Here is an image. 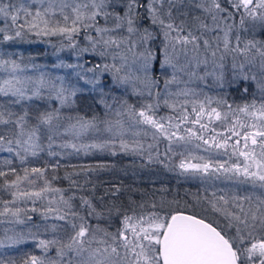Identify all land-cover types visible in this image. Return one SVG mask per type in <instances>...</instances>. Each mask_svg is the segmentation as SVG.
<instances>
[{"label":"snow or ice","instance_id":"obj_1","mask_svg":"<svg viewBox=\"0 0 264 264\" xmlns=\"http://www.w3.org/2000/svg\"><path fill=\"white\" fill-rule=\"evenodd\" d=\"M37 4L40 7H35ZM180 7L182 0H89L88 3L75 5L62 3L60 9L64 26H61L60 21L52 24L51 17L56 14L53 0H0V17L4 22V27H0V36L5 41L31 32L37 36H63L69 42L68 47L76 51L77 57L87 53L101 59L111 57V64H96L86 69V72H92L94 77L97 72L101 75L111 72L114 83L131 85L138 95L146 91L152 97L153 90L161 83L157 73L164 77L165 93L176 97L195 93L188 87L171 93L169 88L174 84L187 86L194 81L207 83L209 79L221 87L225 82L229 85L254 83L259 92V107L256 99L235 110L231 105H226L236 117L229 131L233 136H243L244 150L237 147L241 143L240 139L232 145L234 154L239 151V155L245 158L243 168L238 164L226 168L224 163H213L211 160L206 163L182 161L179 167L184 171L191 170L205 175L221 171L242 172L246 179L253 182V186L258 181L259 187L264 189V0H223V4L221 0H201L196 7L211 18V24L199 17L194 18L193 24H189L181 18L186 13L177 15ZM65 8H71L72 17L64 14ZM100 17L104 18L105 25L110 19L112 26H99ZM69 19L71 26L68 25ZM145 21L148 26H144ZM157 28L163 36L162 48L156 44L158 35L154 30ZM10 32H14V36L9 35ZM81 32L87 41L84 47L75 39ZM208 34H212L211 38H208ZM59 66L84 70L83 64ZM5 67L11 69V75L0 82V95L15 97L9 104L46 98L58 101L60 107L38 112L35 116L37 123L32 125L28 120V111L18 115L5 104H0V125L6 126V130L0 132V152H15L22 162L27 155L36 156L39 151H43L38 143L42 127L48 133L49 149L55 143V137L61 135V129L64 130L63 135L71 133L74 136H80L89 129L99 130L95 117L91 120L77 117L72 122L73 117L61 115V109L73 103L72 97L78 91L75 87L66 86L63 77H50L44 73L35 79L23 77L20 75L23 68L15 60H0V68ZM85 82L95 85L99 80L95 77ZM249 91V87H243L241 94H248ZM160 95V92H156L157 104ZM205 100L208 106L213 102L210 97ZM101 102L111 108L103 99ZM163 102L173 111L176 110V103L169 104L167 98ZM216 103L226 104V101L218 100ZM125 105L126 102L120 105L117 116L124 115ZM126 111L133 119L139 118L138 123L150 125L170 142L173 139H185L184 135H178L181 124H200V129L207 128L206 124L200 123L206 111L205 102H201L198 109L193 107L195 118L191 121L186 105H181L182 114L176 118L178 122L172 124L173 118L168 117L167 126L165 118L157 120L153 115L146 114L153 111L151 103L139 112L133 106H127ZM238 113L251 117L255 122L241 123ZM211 116L221 119V113L214 107L210 108ZM223 119H229L227 113H224ZM101 123L106 125L105 130L108 132L122 128L119 120L115 124L108 120ZM237 126L254 131L241 134L235 130ZM183 131L189 136L203 139L191 127ZM153 138H156L155 133ZM227 139L219 143L215 137L212 138L216 148L225 150L228 147ZM204 143L208 141L204 140ZM110 144L113 142L82 144L79 147L63 143L59 146L76 151L84 149L87 153L88 149L93 148L104 150ZM120 147L128 150L123 140ZM138 147L143 149L142 145ZM152 147L149 145V149ZM57 154L49 151V155ZM149 159H152L151 155ZM4 163L10 164L11 161ZM9 172L15 174V169ZM24 173L23 177L16 175L15 180L5 179V185L15 191L12 192L13 200L5 202L6 206L0 216L11 215L17 224L23 225L32 217L24 209L10 208L7 204H15L16 200L23 198L31 200L35 205L37 201L47 199L43 218L63 223L51 225V239H38L37 233L29 231V236L38 239L37 247L42 249L43 255L27 256L22 264H264V193L257 197L255 205L252 204L251 196L226 199L224 196L217 197L215 193L212 198L197 196L193 204L161 198L159 203L153 202L150 209L145 211V206L141 204L140 212L133 208L130 210L132 214H129V209L117 206L114 202L110 206H98L87 196H81L77 206L73 203L74 196L66 197L63 190L50 187L44 169L30 170L35 179L29 178L27 168ZM8 175L0 171V177L6 178ZM37 179H44L43 187L32 191L20 190L22 181L35 185ZM72 183L81 187L76 181ZM50 192L59 193V198H49ZM100 200L102 202L103 197ZM244 201L248 202L247 208ZM197 206L199 211L196 210ZM31 211L36 212L37 209L33 207ZM114 215L120 219L121 225L115 232L101 227L100 223H91L92 219L98 222L111 220ZM34 227L39 228L38 225ZM25 239L22 231L13 235L6 234L5 239L0 240V248L13 247ZM0 264H16V261L11 256L4 258L0 255Z\"/></svg>","mask_w":264,"mask_h":264},{"label":"trees","instance_id":"obj_2","mask_svg":"<svg viewBox=\"0 0 264 264\" xmlns=\"http://www.w3.org/2000/svg\"><path fill=\"white\" fill-rule=\"evenodd\" d=\"M201 0H182L184 3H189L195 7V11L199 12V18L205 22H209L211 19L206 13H203L196 7ZM223 4V0H221ZM227 6V5H224ZM181 11V10H180ZM181 12L177 15L179 16ZM99 25H102L104 18H98ZM178 21V20H177ZM238 22V17H237ZM144 26H148V22H144ZM153 30V29H150ZM158 38L156 44L161 47V41L163 40L162 34H159L158 28L154 30ZM14 36V32L8 33ZM95 35V33H91ZM212 34H208V38H211ZM76 42L81 47L87 45V41L83 39V32L78 34ZM48 43L49 46H48ZM68 40L60 35L55 36H37L35 33H27L21 37H16L13 40H3L0 36V53L1 59L8 53L6 57L15 60L18 64H40L44 65V73L47 76L46 71H49L50 77H63L64 84L66 86L75 87L78 91L75 97H72L73 103L70 106L61 109V115L63 117L71 116L75 122V118L83 117L84 120H91L96 118L98 131L89 129L87 132L80 136H74L71 133L63 135V129H61V135L55 137V143L52 148L49 149L48 133L47 130L42 127L40 132V139L38 143L43 148V151H39L36 156L27 155V158L22 162L21 159L13 153L0 152V171L9 173L5 177H0V212H3L6 203L13 200L12 192L15 189H9L4 181L5 179L11 181L15 180L16 175L24 176V170L27 168H41L45 170V179L50 182L51 188H59L64 191V195L74 196L73 203L79 205L80 197L87 196L93 200L98 206L111 205L113 202L117 206H122L125 209L135 208L137 212H140V205L145 206V211L150 209L153 202L159 203L161 198L172 200H184L188 191L192 188V184L183 181L181 178V170L178 163H180L179 155H175L173 151L168 147V141L165 138H153L152 136L146 137L136 135L135 137H122L120 133H117L119 128L114 129L113 132L105 130L106 125L101 121H111L113 124L117 120L121 121L122 128H127L137 121L127 114V106H133L134 108L142 102L133 93V90H129L130 85H118L113 81V75L108 72L107 75L99 76V72L95 74L98 77L99 82L95 85L86 83L88 79H93L94 74L92 72H86V69L93 67L96 64L101 66L105 63L111 64V58L101 59L99 56H93L91 53L82 54L77 57L76 51L68 47ZM70 60L71 65L83 64L84 70L79 68L60 67L61 74L59 75L55 69L50 71L47 66L54 63H65ZM73 61L75 63H73ZM230 65V60H229ZM79 73V75H78ZM81 76L84 78L81 79ZM35 79V78H34ZM1 82V80H0ZM221 90V101H226V104L216 102L210 106L205 104L206 111L200 120L201 124H206V129H200V124L184 123L181 124V135L187 138H191L202 144L204 140H207V145L211 148L218 149L221 152L228 154L231 158H236L239 155V151L234 150L232 145L237 139H240L241 143L237 146L239 150H244L243 136H233L229 129L232 127V122L236 119L229 111L226 105H231L235 110L238 106L242 107L244 104L252 103L253 99L257 101V107H259L260 98L255 93L254 83L245 82L243 84L229 85L224 83ZM243 87H249L248 94H241ZM132 89V88H131ZM15 97L0 95V104H5L11 111L22 115L25 111H28L29 123L34 125L37 123L35 116L40 111H51L54 108H59V102L56 100L36 99L24 100L20 104H9L10 100H14ZM104 100L107 105L105 106L101 100ZM126 102L124 115L117 116L116 112L120 110V105ZM200 103L190 102L181 105H186L187 112L189 114V121L195 118V113L192 112L193 107L199 108ZM181 105L173 109L159 107L153 109L150 115H153L155 119L159 120L161 117L165 118L164 123L167 126L168 117H172V124H176V119L181 112ZM214 107L221 113V119L217 120L215 116L209 117L210 108ZM224 113L228 114L229 119L224 120ZM239 121L244 124H252L255 121L251 117L245 116L243 113L237 114ZM191 127L193 131H196L198 135L203 139H197L195 136L187 135L183 129ZM6 126L0 125V132L5 131ZM175 130L174 128L172 129ZM243 134L245 131H254L251 128H239L235 129ZM148 134V131L144 132ZM215 137L216 142L224 143L227 139L228 147L216 148L214 146L212 138ZM123 140L128 145V150H123L120 147V142ZM105 141H112L113 144L104 150L100 149H88L87 153L84 149L76 151L72 148H61L59 145L63 143L88 145L93 143H103ZM249 147H251V141H248ZM138 145H142L141 150ZM149 145H153L149 149ZM49 151L58 153L57 155H49ZM259 152V148H257ZM23 154V153H22ZM151 155L152 159H149ZM4 161H11L10 164L4 163ZM10 169H15V174L9 172ZM84 171V172H83ZM30 179H35L30 173ZM72 181H76V184L81 187L73 185ZM44 186V179H37L35 185H30L27 181H22L19 185L21 191L38 190ZM194 188V187H193ZM118 189V191H117ZM113 193H115L113 195ZM55 196L59 198V193L48 194L49 198ZM103 197L101 202L100 198ZM48 205V200L37 201L34 205L31 200H25L23 198L16 200L15 204L8 203L10 208L20 207L27 212V215L32 219L25 224H17L15 218L11 215L0 216V240H4L6 234L13 235L16 232H23L26 239L23 243L8 248H0V255L4 258L9 256L13 257L16 264H22V260L30 255L41 256L43 255L42 249L37 247L38 239L42 237L52 235L51 225L53 223L61 224L63 222L53 220L49 218L45 220L43 218V212ZM54 206V205H53ZM35 207L36 212H32L31 209ZM23 216V213L21 214ZM93 225L100 223L101 227L107 228L111 232H115L120 227V219L115 215L111 220L97 221L91 220ZM34 225H38L37 229ZM47 229V231H45ZM29 231L38 234V239H33L29 236ZM42 236V237H41ZM50 239V238H49ZM51 255H55L54 252H50Z\"/></svg>","mask_w":264,"mask_h":264},{"label":"rangeland","instance_id":"obj_3","mask_svg":"<svg viewBox=\"0 0 264 264\" xmlns=\"http://www.w3.org/2000/svg\"><path fill=\"white\" fill-rule=\"evenodd\" d=\"M196 1V0H194ZM13 2H19V0H13ZM47 2V0H46ZM89 0H53V6L55 10V16L51 17L52 24H55L56 21H60V25L64 26L63 16L61 15V9L60 6L62 3H68L70 5H75L77 3H88ZM35 7H40L39 4L35 5ZM181 13H186V16H182L181 18L186 19L189 24L194 23V18L199 17L200 13L195 11V7L193 5H190L189 3H184L182 7H180ZM64 14L69 15L70 17L73 16V13L71 12V8H65ZM103 18V17H101ZM179 22V20L177 21ZM209 24L212 23L211 19L208 22ZM68 25L71 26V19L68 21ZM99 26H112L111 20L109 19L107 22V25H105V22L102 25ZM0 27H4L3 18L0 17ZM43 27V26H42ZM257 31H259L257 29ZM35 33V32H33ZM94 33V32H92ZM44 37H49L51 35H40ZM257 38H260L259 36ZM50 43H48L49 46ZM1 48V47H0ZM162 48V45H161ZM89 54V53H87ZM8 53L4 55V58L1 59V53H0V60H13L6 57ZM192 55V53H190ZM201 55H203V50L201 49ZM111 58V57H110ZM112 61V60H111ZM70 60L67 59L65 63H54L53 65L47 66L50 71H55L60 75V66L63 65H71ZM73 63H75L73 61ZM23 68V72L20 73L23 77H32L36 78L41 73H44V70L41 71V69H45L44 65L40 64H23L21 65ZM47 76H50L49 71H46ZM45 74V73H44ZM99 76L107 75L108 72H104L102 75L98 73ZM11 75V69L8 67L0 68V80L1 82L6 79L10 78ZM46 75V74H45ZM158 78L161 80V83L159 84L158 88L153 90L152 97H149L147 95V92L145 91L143 95H138L136 92L133 91L134 95L139 98L142 102H140L136 107L135 111L139 112L141 110H145V105L151 103L153 104V109H157L159 107H164L168 109H172L171 107H168L164 104V99L167 98L169 100V104L176 103L178 108L181 104L184 103H201L205 102L206 97H210L212 99V103L216 101H221V90L223 87L216 84L212 79H209L207 83L200 82V81H194L187 86L184 84L180 85H171L169 88V92L175 93L179 91L180 89H183L185 87L191 88L194 91V95H188V96H170L164 91V85H163V79L164 77L157 73ZM129 86V85H128ZM225 86V85H223ZM255 86V84H254ZM132 86L128 87L129 90H133ZM156 92H160V98L159 102L157 104V97ZM255 93L259 97V92L255 87ZM30 94V93H29ZM146 114H149L146 112ZM139 119V118H137ZM136 119V121H137ZM123 125V124H122ZM117 133H120L122 137H135L136 135L139 137L140 135L146 137L152 136L155 133L156 138H164L160 135V133H156L155 129H153L150 125H146L143 123L136 122L133 123L127 128H119L117 130ZM148 131V134L145 135L144 132ZM175 131V130H174ZM178 135H181L178 133ZM166 139V138H165ZM168 141V147L173 151L175 155H179L180 163L183 161L185 163H206L208 161H212L213 163H224L226 168H232L234 164H238L241 169L243 168L245 161V158L243 156H238L236 158H231L228 154L221 152L218 149H214L209 147L207 144H202L197 141L192 140L191 138L185 137L184 140H175L173 139L171 142ZM248 163H251V161H247ZM178 163V166L180 165ZM181 170V178L183 181L191 183L192 188L188 191L187 196L184 200H181V204H183L185 201H187L190 204L195 203V198L197 196L199 197H205L212 198V194L215 193L216 196H224L226 199H231L233 197H239L243 198L245 196H251L252 197V204L255 205L257 202V197L261 196L262 193H264V189H261L259 187V182H256V185L253 186V182L250 179H246L245 176L241 173H234L232 171L229 172H213L209 175H205L203 173H197L193 172L191 170L184 171L180 167ZM253 170H255L253 168ZM84 172V171H83ZM194 187V188H193ZM244 206L247 208L248 202L244 201ZM197 211L200 210L199 206H197ZM42 237V236H41ZM51 239V237L48 235L46 237H42V239Z\"/></svg>","mask_w":264,"mask_h":264}]
</instances>
